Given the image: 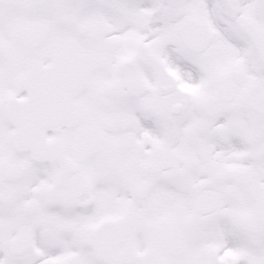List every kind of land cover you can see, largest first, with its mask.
Segmentation results:
<instances>
[{"label": "snow or ice", "instance_id": "obj_1", "mask_svg": "<svg viewBox=\"0 0 264 264\" xmlns=\"http://www.w3.org/2000/svg\"><path fill=\"white\" fill-rule=\"evenodd\" d=\"M0 264H264V0H0Z\"/></svg>", "mask_w": 264, "mask_h": 264}]
</instances>
